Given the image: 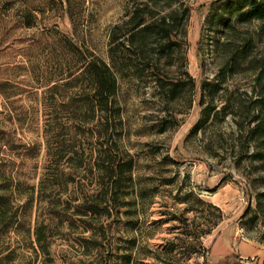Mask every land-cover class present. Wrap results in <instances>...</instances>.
I'll return each mask as SVG.
<instances>
[{
    "label": "trees",
    "instance_id": "1",
    "mask_svg": "<svg viewBox=\"0 0 264 264\" xmlns=\"http://www.w3.org/2000/svg\"><path fill=\"white\" fill-rule=\"evenodd\" d=\"M127 3L125 19L110 29V62L62 32H33L24 40L27 70L33 78L37 76L38 49L48 47L62 58L56 65L57 76L53 79L46 75L44 93H37L39 87L34 83L0 78V99L6 102L4 110L13 121L20 125L29 121L18 104V98L25 94L40 95L48 119L43 127L46 162L36 196L32 191L21 206L15 207L5 191L0 193V264L14 262L16 251L4 242L11 231L24 228L33 201L44 218L36 221L32 230L27 227L29 246L35 256L51 259V238L53 230L59 227L75 232L71 248L88 258L90 264H131L135 258V236L126 239V253L120 257L112 255L111 247L112 230L124 226L127 232H134L139 224V207L150 205L145 198L146 189L135 175L136 162L122 145L125 128L116 72L131 66L130 54L147 62L156 88L167 103L186 92L194 96L199 92L198 104L202 109L196 130L210 119L215 124L229 117L241 148L245 152L252 150L250 159L259 161V168L264 171V0L212 3L208 24L214 31L211 55L215 75L199 85L187 73L185 79L174 80L160 68V59L183 44L180 35L184 34L189 16L188 3L185 0H127ZM245 75L249 78L247 89L230 87L233 78ZM171 119L174 125L164 127L161 132L176 125L177 120ZM162 121L167 123V117ZM77 138L95 142L86 152L75 146ZM0 145L19 148L5 133L0 135ZM149 150L151 155L158 152L154 147ZM180 200L186 203L185 212H194L196 219H202L206 226L202 229L197 222L192 227L195 219L182 218L186 236L180 248L187 255L199 253L202 264H211L210 248L189 240L198 239L216 227L222 220V211L193 192ZM255 200L256 207H248L245 212H252L254 218L264 217V191L256 193ZM207 210L215 212V218L206 215ZM178 248L171 242L160 250L165 255L161 264H176L172 254Z\"/></svg>",
    "mask_w": 264,
    "mask_h": 264
},
{
    "label": "rangeland",
    "instance_id": "2",
    "mask_svg": "<svg viewBox=\"0 0 264 264\" xmlns=\"http://www.w3.org/2000/svg\"><path fill=\"white\" fill-rule=\"evenodd\" d=\"M185 1L190 12L184 34L180 35L183 44L160 59V68L174 80L185 79L187 73L199 85L215 75L211 55L214 31L208 24L215 0ZM128 7L127 0H0V78L34 83L39 87L37 93H44L46 75L53 79L57 76L56 65L62 58L48 47L38 49L37 76L33 78L27 70L24 40L33 32H62L110 62V29L125 19ZM128 63L131 66L116 72L125 128L122 145L136 162L135 175L146 189L145 198L150 205L139 207V224L134 232H127L124 226L112 230V255L120 257L126 253V239L135 236L137 247L131 264H161L165 255L160 250L171 242L179 247L172 254L176 264H202L199 253L187 255L180 248L186 236L182 218L195 219L192 227L197 222L202 229L206 227L194 212H185L186 203L180 200L193 192L218 206L223 214L209 233L189 240L210 248V263L264 264V217L254 218L252 212H245L248 207H256L255 195L264 191V171L259 168V161L250 159L252 150L245 152L241 148L232 120L227 117L211 124L210 119L196 130L202 109L199 92L195 96L186 92L167 103L156 88L147 62L130 54ZM229 83L230 87L247 89L249 78L238 76ZM5 103L0 99V135L9 134L13 145L19 148L0 145V193L5 191L18 207L32 191L33 196L37 194L46 162L43 127L48 119L40 95L18 98L29 119L21 125L4 110ZM164 117L167 123L162 121ZM172 117L177 120L176 125L161 132L174 125ZM77 141V149L86 152L95 142L82 138ZM150 147L158 149L156 155H151ZM206 215L213 219L216 214L207 210ZM41 219L42 210L33 201L24 228L11 231L4 242L16 251L12 264H90L88 258L71 248L75 232L59 227L53 230L51 259L35 256L29 246L27 227L32 230Z\"/></svg>",
    "mask_w": 264,
    "mask_h": 264
}]
</instances>
